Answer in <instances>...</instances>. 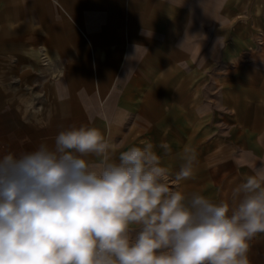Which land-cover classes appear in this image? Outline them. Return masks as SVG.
Returning a JSON list of instances; mask_svg holds the SVG:
<instances>
[{"label":"crops","instance_id":"1","mask_svg":"<svg viewBox=\"0 0 264 264\" xmlns=\"http://www.w3.org/2000/svg\"><path fill=\"white\" fill-rule=\"evenodd\" d=\"M81 125L112 159L151 141L173 174L193 148L181 190L230 201L264 165V4L0 0V154ZM249 258L264 264V234Z\"/></svg>","mask_w":264,"mask_h":264},{"label":"clouds","instance_id":"2","mask_svg":"<svg viewBox=\"0 0 264 264\" xmlns=\"http://www.w3.org/2000/svg\"><path fill=\"white\" fill-rule=\"evenodd\" d=\"M154 147L112 159L100 130L81 125L51 146L0 154V264H250L264 234V165L214 201L181 190L195 176L193 148L173 174Z\"/></svg>","mask_w":264,"mask_h":264},{"label":"rangeland","instance_id":"3","mask_svg":"<svg viewBox=\"0 0 264 264\" xmlns=\"http://www.w3.org/2000/svg\"><path fill=\"white\" fill-rule=\"evenodd\" d=\"M250 4H264V0H250Z\"/></svg>","mask_w":264,"mask_h":264}]
</instances>
